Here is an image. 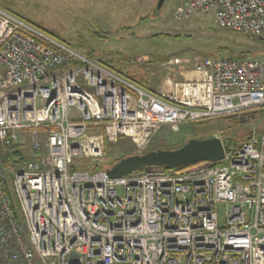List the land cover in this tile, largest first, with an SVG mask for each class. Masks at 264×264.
Returning <instances> with one entry per match:
<instances>
[{
    "label": "built area",
    "instance_id": "built-area-1",
    "mask_svg": "<svg viewBox=\"0 0 264 264\" xmlns=\"http://www.w3.org/2000/svg\"><path fill=\"white\" fill-rule=\"evenodd\" d=\"M204 11L264 40V0H183L172 15ZM169 63L187 75L155 92L0 7V164L11 145L28 154L0 165V264H264V130L194 169H70L120 136L142 153L164 126L264 110V55Z\"/></svg>",
    "mask_w": 264,
    "mask_h": 264
},
{
    "label": "rangeland",
    "instance_id": "rangeland-1",
    "mask_svg": "<svg viewBox=\"0 0 264 264\" xmlns=\"http://www.w3.org/2000/svg\"><path fill=\"white\" fill-rule=\"evenodd\" d=\"M181 1L165 0L158 15L154 14L156 0H0V6L54 28L74 42L81 38L84 46L79 52L91 50L93 60L101 57L118 67L131 66L133 73L147 77L148 86L155 92L169 90L181 78L176 65L169 63L173 57L193 53L210 57L264 55V40L218 27L211 11L198 12L180 21L175 19L172 12ZM183 50L187 53H181ZM161 55L170 57L159 62ZM261 128L264 110L254 111L247 118L217 117L173 130L164 126L149 137L143 150L179 147L191 138L210 136H218L226 143ZM125 139L117 140L114 149H105L102 156L76 158L72 163L78 170L83 165L106 169L111 163L107 156L119 155L120 151L129 153L135 148L133 138ZM11 177L9 173L8 178ZM219 213L222 215L220 206Z\"/></svg>",
    "mask_w": 264,
    "mask_h": 264
},
{
    "label": "water",
    "instance_id": "water-1",
    "mask_svg": "<svg viewBox=\"0 0 264 264\" xmlns=\"http://www.w3.org/2000/svg\"><path fill=\"white\" fill-rule=\"evenodd\" d=\"M165 0H156L154 14L157 15ZM225 148L218 136L191 138L176 148H157L120 158L110 169L112 177L138 171L144 166L180 167L195 162H217L224 156Z\"/></svg>",
    "mask_w": 264,
    "mask_h": 264
},
{
    "label": "trees",
    "instance_id": "trees-1",
    "mask_svg": "<svg viewBox=\"0 0 264 264\" xmlns=\"http://www.w3.org/2000/svg\"><path fill=\"white\" fill-rule=\"evenodd\" d=\"M6 7V6H5ZM6 9V8H5ZM8 10H10L13 14L21 17L22 19H24L25 21H27L28 23H30L31 25L35 26L36 28H38L40 31L44 32L45 34L51 36L52 38H55L57 40H60L64 43H66L67 45L71 46L72 48H74L75 50L79 51L81 48H83V43L81 41V38H79L76 42H74L72 39H68L63 37L60 32H58L56 29L54 28H48L46 26H44L41 22H37V21H33L27 17H24L18 13L13 12L10 8L7 7ZM98 35L103 36L102 34L96 32ZM189 49H187L188 51ZM184 52L181 53H187L186 50H183ZM82 53V52H81ZM84 55L88 56L89 58H92L93 54L91 50H88L87 52L83 53ZM233 56V55H232ZM170 56H166V55H161L158 57V61H165L169 58ZM238 57H242L241 55H239ZM98 62L104 64L105 66L111 68L112 70L116 71L117 73H119L120 75H122L123 77H125L126 79L132 81L133 83H136L146 89H150V87L148 86V83L146 82V77L144 74L142 73H133V69L131 68V66H126V67H118V65H115L114 63L111 62V60H104L101 57L97 60ZM71 65V64H70ZM69 67V66H66ZM264 128H261L258 132L263 131ZM249 139V136L247 135L245 138L240 139L237 138L235 140H231L228 142H224L222 141L224 148L226 151L230 150V149H236L238 147H240L243 142H245L246 140ZM120 141L124 140L126 141L125 137H119ZM129 140H127L128 142ZM125 145V144H124ZM24 144H14L9 146L4 152L1 153V162L3 164V167L5 168H15L17 166L18 163L22 162L24 159H26L28 157V154L25 152L24 150ZM108 148H111V146L106 145L105 149L107 150ZM171 148H176V147H171ZM151 149H157V147L155 148H151ZM149 149V150H151ZM137 151L136 149L132 148V152L129 153H125V152H118L119 155H110L107 156L109 159H111V163L108 167H106V169L104 168H99L97 166H86L83 165L82 169H89V170H108L109 168H111L120 158L130 155V154H136ZM209 162H195L192 164H188V165H183L180 167H167L164 165H160V166H152L155 167V171H167V170H178V169H194L198 166H202L204 164H207ZM202 164V165H200ZM150 166H144L141 169H139L138 171L135 172H142V171H147L148 168ZM70 169H76V165L74 163H72L70 165Z\"/></svg>",
    "mask_w": 264,
    "mask_h": 264
},
{
    "label": "bare ground",
    "instance_id": "bare-ground-1",
    "mask_svg": "<svg viewBox=\"0 0 264 264\" xmlns=\"http://www.w3.org/2000/svg\"><path fill=\"white\" fill-rule=\"evenodd\" d=\"M0 7H1V6H0ZM1 8L4 9L5 11H7V12L12 13L11 11H9V10L3 8V7H1ZM159 12H160V11H159ZM157 15H158V14H157ZM24 160H25V159H24ZM71 164H72V162H71ZM0 165H1L2 168H4L2 162H1ZM109 169H110V168H109ZM100 170H103V169H100ZM78 171H80V170H78ZM92 171H94V170H92ZM106 171H107V170H106ZM11 186H13V182H12L11 179H8V182H7V184H6V188L9 189Z\"/></svg>",
    "mask_w": 264,
    "mask_h": 264
},
{
    "label": "crops",
    "instance_id": "crops-1",
    "mask_svg": "<svg viewBox=\"0 0 264 264\" xmlns=\"http://www.w3.org/2000/svg\"><path fill=\"white\" fill-rule=\"evenodd\" d=\"M178 72L180 74V77L182 76L181 74L187 75V72L186 71H183L182 69H179Z\"/></svg>",
    "mask_w": 264,
    "mask_h": 264
}]
</instances>
